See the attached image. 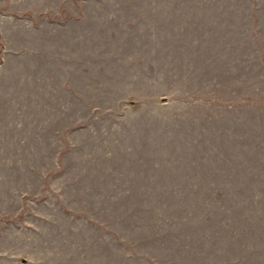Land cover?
<instances>
[{"label":"rangeland","instance_id":"1","mask_svg":"<svg viewBox=\"0 0 264 264\" xmlns=\"http://www.w3.org/2000/svg\"><path fill=\"white\" fill-rule=\"evenodd\" d=\"M0 264H264V0H0Z\"/></svg>","mask_w":264,"mask_h":264}]
</instances>
